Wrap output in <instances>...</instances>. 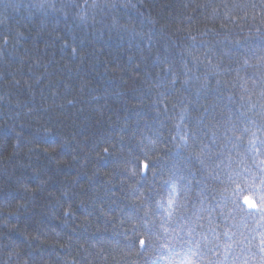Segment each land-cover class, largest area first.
I'll return each mask as SVG.
<instances>
[{
    "label": "trees",
    "instance_id": "obj_1",
    "mask_svg": "<svg viewBox=\"0 0 264 264\" xmlns=\"http://www.w3.org/2000/svg\"><path fill=\"white\" fill-rule=\"evenodd\" d=\"M262 43L264 0H0V264H261L232 129L264 125Z\"/></svg>",
    "mask_w": 264,
    "mask_h": 264
},
{
    "label": "snow or ice",
    "instance_id": "obj_2",
    "mask_svg": "<svg viewBox=\"0 0 264 264\" xmlns=\"http://www.w3.org/2000/svg\"><path fill=\"white\" fill-rule=\"evenodd\" d=\"M43 6V5H41ZM81 19H84L83 16H81ZM259 31V29H257ZM7 42V41H5ZM73 53L76 52V49H72ZM255 59L258 62V65L261 67H264V43L261 44L259 52L254 51L252 49H249L248 52L242 53V67H248L250 64V60ZM167 71H171L168 69ZM188 81H185V84H187ZM173 84H175V80H173ZM69 103H72V101H69ZM253 126H255L253 122ZM238 129L233 128V137L235 138L233 143V148L237 149V156L241 157L239 163L244 166V171L249 172L251 169L245 164V160L248 159V154H251V160L252 164L259 170L260 172V180L259 184L257 185L255 181V177L252 178L251 182L248 184V190H257L259 199L250 196V195H244L242 198H237L234 203L236 205V208L240 210L241 213H245L246 215L250 216H257L262 221H264V125L260 126L256 131H253L250 127H244L242 129H239V135H236V132ZM257 132L260 134L258 135ZM231 139V137H230ZM242 145H246L244 148V151H239ZM183 146L185 148L188 147L187 142L185 141ZM107 152V149H105ZM210 151L208 145H202L201 150L199 153H194L195 159L199 161L200 164L205 163V156ZM220 163H224L223 160L220 161ZM230 166V165H229ZM219 167V165H217ZM141 171L145 174L151 171V168L149 166V163L145 161L141 165ZM211 174V173H210ZM219 175L216 176V179H219ZM165 183L170 184L171 190L168 191L165 195L167 196V208L166 213L169 220H172L174 217V214L178 213L181 209L185 207V204L182 202H178L176 199V196L179 194L176 190L175 183H172L170 181H165ZM235 184L236 182L233 181ZM238 188H243V185H237ZM225 192L228 191L227 188L224 189ZM157 207L164 208L165 204L163 202V199L157 201ZM107 215V213H104ZM149 214L145 212V216L147 217ZM209 223H212L211 216L208 217ZM151 223V221L145 220V227L148 226V224ZM216 227H219L217 225ZM262 228H264V224L261 225ZM181 231H183V228H181ZM194 229H191L188 231V235L191 236ZM212 234L216 237L217 240L220 239V235L217 234L216 228L210 229ZM222 235L224 237H227L228 239L225 240L223 244L224 249V258L227 259L229 255H231V249L233 244H240L243 243V240H247L248 237H244L243 240L237 241L234 240L233 237L235 236V233H232L231 229L225 230ZM203 239L205 241L208 240L207 235L203 236ZM255 239V237H253ZM137 243L141 247H146V241L144 239H138ZM189 244L193 243V241H188ZM208 243H211V241H208ZM165 247H168L165 245ZM221 247L220 244H216L214 247L208 248L209 252H214L217 256L220 255L218 249ZM258 247L259 252L261 253V264H264V231L261 232L259 236V243L256 245ZM174 250L169 249V253L171 254ZM176 256H180V253H176ZM206 253L201 248V245L197 242L195 244L194 248H189L186 253H184L183 256H180V260L178 264H199V261L204 258ZM165 259H170L171 264H177L175 260V256L165 257ZM247 264V262H245Z\"/></svg>",
    "mask_w": 264,
    "mask_h": 264
}]
</instances>
